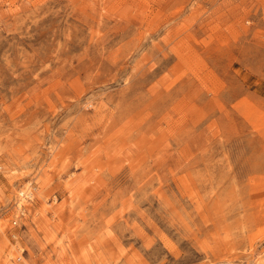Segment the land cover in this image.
Masks as SVG:
<instances>
[{
	"label": "rangeland",
	"instance_id": "374dc122",
	"mask_svg": "<svg viewBox=\"0 0 264 264\" xmlns=\"http://www.w3.org/2000/svg\"><path fill=\"white\" fill-rule=\"evenodd\" d=\"M0 264H264V0H0Z\"/></svg>",
	"mask_w": 264,
	"mask_h": 264
},
{
	"label": "built area",
	"instance_id": "2783aa9c",
	"mask_svg": "<svg viewBox=\"0 0 264 264\" xmlns=\"http://www.w3.org/2000/svg\"><path fill=\"white\" fill-rule=\"evenodd\" d=\"M35 187H33V189H30V190H27V189H25V190H21L20 191V197H19V200H18V203L20 202V199L21 198H23L24 199V201H30V200H33L34 199V196H35ZM25 191V192H24ZM23 201V202H24ZM19 209H20V212H21V214L22 215H24L25 214V210H24V207L23 206H21V207H19ZM17 220L15 219V220H13V223L14 224H17Z\"/></svg>",
	"mask_w": 264,
	"mask_h": 264
},
{
	"label": "bare ground",
	"instance_id": "6f19581e",
	"mask_svg": "<svg viewBox=\"0 0 264 264\" xmlns=\"http://www.w3.org/2000/svg\"><path fill=\"white\" fill-rule=\"evenodd\" d=\"M25 189L30 190V189H31V188H30V185H29V186L27 185V187H26ZM25 189H24V190H25ZM21 190H23V189H21ZM24 192H25V191H24ZM21 199H23V198H21ZM21 199H20V200H21ZM23 200H24V199H23ZM23 200H21V201L19 202V204H18L19 207L22 206L21 204L23 203ZM17 203H18V202H17Z\"/></svg>",
	"mask_w": 264,
	"mask_h": 264
}]
</instances>
